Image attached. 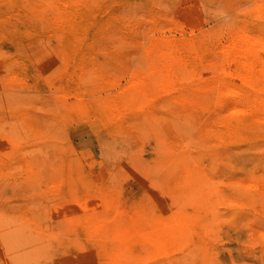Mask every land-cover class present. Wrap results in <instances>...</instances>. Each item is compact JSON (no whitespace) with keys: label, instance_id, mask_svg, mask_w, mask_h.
Returning <instances> with one entry per match:
<instances>
[{"label":"rangeland","instance_id":"1","mask_svg":"<svg viewBox=\"0 0 264 264\" xmlns=\"http://www.w3.org/2000/svg\"><path fill=\"white\" fill-rule=\"evenodd\" d=\"M0 264H264V0H0Z\"/></svg>","mask_w":264,"mask_h":264},{"label":"bare ground","instance_id":"2","mask_svg":"<svg viewBox=\"0 0 264 264\" xmlns=\"http://www.w3.org/2000/svg\"><path fill=\"white\" fill-rule=\"evenodd\" d=\"M159 52V51H158ZM185 84V83H184Z\"/></svg>","mask_w":264,"mask_h":264}]
</instances>
